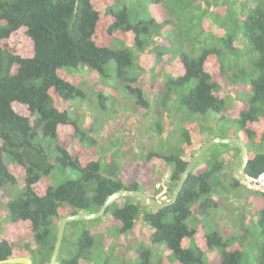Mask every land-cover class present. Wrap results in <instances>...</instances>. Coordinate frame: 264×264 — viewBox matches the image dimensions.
Returning a JSON list of instances; mask_svg holds the SVG:
<instances>
[{
  "label": "trees",
  "instance_id": "obj_1",
  "mask_svg": "<svg viewBox=\"0 0 264 264\" xmlns=\"http://www.w3.org/2000/svg\"><path fill=\"white\" fill-rule=\"evenodd\" d=\"M146 55L162 59L151 130L162 135L158 115L171 107L187 118L213 113L230 122V130L246 145L247 175L264 173V0H0V189L17 183L6 159L23 172L22 188L5 204L0 260L24 256L32 264H48L61 218L97 212L117 190H139L137 183L123 182L120 152L104 150L65 104L85 99V88L106 115L115 107L151 108L139 82L145 72L139 60ZM83 67L97 83H84ZM100 85L110 92L105 95L100 88L93 93ZM228 85L240 86L232 104L225 95ZM179 129L183 145L144 157L169 166L168 198L205 140H196L189 127ZM59 133L75 137L81 145L76 150L58 146ZM199 133L208 132L200 128ZM219 147L233 150L232 157L238 158L239 150L229 145L209 150ZM187 148L191 153L185 156ZM225 164L221 154L199 161L177 201L162 210L129 198L108 207L105 216L114 221L109 228L116 227L115 242L125 245L123 236L140 217L152 230L149 243L167 248L161 256L140 245L135 263L132 253V264H208L206 254L213 251L219 255L218 264H264V193L236 182ZM200 165L204 169L197 173ZM70 173L75 177L66 178ZM56 175L65 179L54 186L50 178ZM240 191L257 194L262 204L244 213ZM230 198L238 213L237 232L225 237L209 213L223 209L222 200ZM195 214L201 219L192 225ZM79 225L74 239L64 235L62 245L69 242L74 249L63 256L60 249L57 264H90L94 248H107L110 239L96 242L86 222H70L66 230ZM29 238L37 249L22 244Z\"/></svg>",
  "mask_w": 264,
  "mask_h": 264
},
{
  "label": "rangeland",
  "instance_id": "obj_2",
  "mask_svg": "<svg viewBox=\"0 0 264 264\" xmlns=\"http://www.w3.org/2000/svg\"><path fill=\"white\" fill-rule=\"evenodd\" d=\"M242 47L244 44L243 41L239 43ZM140 65L144 68V73L139 77L140 86L143 91L144 98L150 102L151 108H141L139 106L134 105V109H128L127 111L116 110L111 115H106L100 107H96V103L94 102V96L91 95V92L88 89L83 88L86 97L83 100H77L76 102L66 103V109L75 117L81 127V129L85 132L89 133V136H92L96 142L101 144L104 150L111 149L112 151L118 150L121 154L119 165L121 171V177L125 184H130L131 182L137 183L140 188V191H148L152 193L156 186H162L167 191L168 186V177L170 174L169 166L165 165L159 159L152 158L150 161H146L144 159L145 155L150 152H160L169 148L171 150L177 149L179 145H183L181 137L179 135V126L180 127H189L191 128V132L193 136L196 137V140H200L202 143L213 137H235L236 138V130L235 133L230 130L233 127L230 125V122H225L223 120L218 119V117H214L213 113H207L205 116L194 115L188 116L181 112L178 113L177 108L171 107V111H160L159 115L163 122V132L160 137L151 130V125L154 123L157 115L154 111L155 108V96L159 90V86L162 82V78L158 76V72L160 71L162 59L158 58L155 55H146L141 58ZM80 77L83 79L84 83L91 86L94 83H97V79H95L94 75L89 72V70L83 67ZM223 83V82H221ZM240 86L231 87L228 85L226 87L227 101L230 104L233 103L235 91L239 89ZM100 88H103L101 85L93 89L94 91H100ZM110 90L108 88H103L102 93L108 94ZM118 100L124 99V95H117ZM232 97V98H231ZM111 108H109L110 110ZM160 110V109H159ZM112 111V110H111ZM104 113V114H102ZM178 113V116H177ZM185 118L186 120H184ZM203 128V130L208 133L202 134L199 133V129ZM40 133V131H37ZM48 144H44L46 147ZM53 145V144H52ZM81 144L77 142L75 137L65 136L61 133L58 134V146L76 150L79 148ZM117 145V146H114ZM84 146V144H83ZM162 147V148H161ZM161 148V149H160ZM224 147L212 148L208 152H206L203 158L200 160L201 162L204 159L210 157L211 155L215 158L221 156L224 158V161L229 166L227 170L231 171L235 166L239 163L238 158H233L232 155L234 151L229 149L223 150ZM52 151L55 150L54 146H51ZM186 154L191 153V149H186ZM110 154V153H109ZM99 160L101 164H103V155L99 156ZM189 157H185L188 159ZM8 170L15 177L17 183L16 186H5L0 189V227L6 221L7 212L5 208V204L9 201L17 192L22 188V180H23V172L19 167H15L10 161L5 160ZM225 164V165H226ZM204 165H200L197 168V173H199ZM75 177L73 174H69L66 178ZM51 183L56 186L60 182L65 179L61 175L52 176ZM264 190V187H262ZM258 191V190H257ZM260 193V191H259ZM167 197V193L162 191L161 196L163 195ZM240 199L242 202V206L244 207V213L248 214V209L251 205H261L262 201L257 194L253 196H249L247 192L240 191ZM223 209H219L216 212L209 213V219L216 225L218 232L225 237L235 236L237 224L236 217L238 213L234 211L235 205L232 199L222 200ZM225 207V208H224ZM201 216L199 214H195L192 217L191 223L192 225L198 224L200 222ZM88 229L91 230V233L94 235L96 242H102L107 238L109 241H105L107 244V248L101 251L98 248H94L93 260L90 264H103L104 259L108 257V264H132L130 258L133 257V262L135 263V253L136 249L140 247V245H144V247H148L152 250L154 255L161 254L163 256L167 253V248L164 245H151L149 243V239L152 234V230L149 227H146L141 218L138 217L134 228L131 232L123 236L125 240V245L122 243H117L113 240V235L117 236V232L114 229L109 227L114 226V221L110 215H104L99 222H89ZM104 224V225H103ZM71 226L67 227L65 238L74 239L77 235V229L80 230L82 225L75 226L74 229H70ZM118 228V227H117ZM69 229V231H68ZM27 244L30 249H36L37 245L32 239H25L22 241V244ZM70 243H63L61 247V256H63V252H71L74 249L69 245ZM137 246V247H136ZM109 247H111L112 252L110 253ZM107 250V251H106ZM106 251V252H104ZM66 256H68L66 254ZM206 259L208 264H218L220 259L219 255L216 251L209 252L206 254ZM89 259L88 261H90Z\"/></svg>",
  "mask_w": 264,
  "mask_h": 264
},
{
  "label": "water",
  "instance_id": "obj_3",
  "mask_svg": "<svg viewBox=\"0 0 264 264\" xmlns=\"http://www.w3.org/2000/svg\"><path fill=\"white\" fill-rule=\"evenodd\" d=\"M214 145H229L232 147H236L239 150L240 161H239V165L236 168H234L231 172L232 178L246 188H252L258 191L262 190L261 187L264 186V175L259 177V179L261 178L262 181L258 183L257 179L250 177L249 175H247L245 171L249 161V154L246 145L234 137H229V136L213 137L207 140L206 142H204L191 155V157L186 163L184 170L179 176L178 182L172 192L170 199L165 201H158L157 199L151 198L146 193L141 192L139 190L120 189L108 195L97 212L66 215L63 218H61L57 225L55 243L48 264H56L57 262L59 249L62 243V239L64 236V231L67 223L92 221L102 218L105 215V212L108 209V207L113 205L114 202H116L117 200L123 198L137 199L141 201L145 206L155 211L162 210L164 208L173 205L177 201L178 196L183 189L185 181L192 172L193 168L201 160L204 154ZM251 183H255V184H251ZM0 264H32V262L27 257H13V258L0 260Z\"/></svg>",
  "mask_w": 264,
  "mask_h": 264
},
{
  "label": "clouds",
  "instance_id": "obj_4",
  "mask_svg": "<svg viewBox=\"0 0 264 264\" xmlns=\"http://www.w3.org/2000/svg\"><path fill=\"white\" fill-rule=\"evenodd\" d=\"M89 134V133H88ZM90 137H92V136H90ZM228 137V136H227ZM229 137H231V136H229ZM237 139V138H236ZM237 140H239V139H237ZM241 141V140H240ZM242 142V141H241ZM203 144V143H202ZM201 144V145H202ZM200 145V146H201ZM199 146V147H200ZM232 147V146H231ZM115 151V150H114ZM113 151V152H114ZM238 156H239V154H238ZM191 157V156H190ZM189 160V159H188ZM239 161H240V156H239ZM11 163V162H10ZM197 165V164H196ZM238 165H239V163H238ZM237 165V166H238ZM237 166H235L234 168H236ZM233 168V169H234ZM194 169V168H193ZM232 169V170H233ZM169 170H170V168H169ZM232 170L230 171V174H231V172H232ZM11 173V172H10ZM264 175V173L263 174H261V175H258L255 179H257V180H259V183L261 182V178L259 179V177H261V176H263ZM189 177V176H188ZM122 178V177H121ZM169 178V177H168ZM253 178V177H252ZM124 182V181H123ZM178 182V181H177ZM251 184H255V183H251ZM138 187L140 188V186L138 185ZM160 187L161 186H156V189L152 192V193H149L148 191H141V192H144V193H146L149 197H151V198H155V199H157L158 201H165V200H168V199H170L171 198V196H170V198H168V194H166L167 195V197L165 196V194L163 195L164 197H162L161 196V193H162V191H164V193H167V191H165V188L162 186V188L160 189ZM264 187V186H263ZM246 188V187H245ZM262 188V187H261ZM2 189V188H1ZM248 189H252V188H248ZM174 190V189H173ZM252 190H254V189H252ZM140 191V190H139ZM255 191H257V190H255ZM257 192H259V191H257ZM260 192H263L264 193V190L262 189V190H260ZM151 194H154V197H152V196H150ZM172 195V194H171ZM123 199H125V198H123ZM121 200V199H120ZM118 201V200H117ZM116 201V202H117ZM115 203V202H114ZM112 206V205H111ZM106 213V212H105ZM78 214H81V213H78ZM100 219V218H99ZM98 220V219H97ZM60 221V220H59ZM93 221V220H92ZM83 222H85V221H83ZM59 223V222H58ZM68 224V223H67ZM67 226V225H66ZM65 230H66V227H65ZM64 235H65V231H64ZM56 237V236H55ZM63 238H64V236H63ZM62 241H63V239H62ZM61 247H62V243H61V246H60V249H61ZM37 249V248H36ZM60 249H59V252H60ZM59 255V254H58ZM16 257H24V256H16ZM11 258H13V257H11ZM28 258V257H27ZM30 259V258H29ZM50 259V258H49ZM31 260V259H30ZM57 260H58V257H57ZM32 262V261H31ZM56 264H57V262H56Z\"/></svg>",
  "mask_w": 264,
  "mask_h": 264
},
{
  "label": "bare ground",
  "instance_id": "obj_5",
  "mask_svg": "<svg viewBox=\"0 0 264 264\" xmlns=\"http://www.w3.org/2000/svg\"><path fill=\"white\" fill-rule=\"evenodd\" d=\"M262 181V180H261ZM258 183H259V180H258Z\"/></svg>",
  "mask_w": 264,
  "mask_h": 264
}]
</instances>
